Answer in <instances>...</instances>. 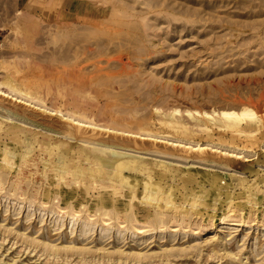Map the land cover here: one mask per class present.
<instances>
[{
  "label": "rangeland",
  "instance_id": "obj_1",
  "mask_svg": "<svg viewBox=\"0 0 264 264\" xmlns=\"http://www.w3.org/2000/svg\"><path fill=\"white\" fill-rule=\"evenodd\" d=\"M5 79L33 108L0 107L61 126L0 108V264H264V123L202 115L262 111L264 0H0ZM102 136L137 148L116 151L139 166L125 186Z\"/></svg>",
  "mask_w": 264,
  "mask_h": 264
},
{
  "label": "bare ground",
  "instance_id": "obj_2",
  "mask_svg": "<svg viewBox=\"0 0 264 264\" xmlns=\"http://www.w3.org/2000/svg\"><path fill=\"white\" fill-rule=\"evenodd\" d=\"M71 36L69 41H67L65 44H63L59 49L63 51V53L68 57V60L73 59V57H76L75 52H77V44L80 41L81 36H83V32H78V35H67ZM88 51V50H87ZM89 52V51H88ZM1 87L5 88L8 92H3L0 90V97L6 98V100H12L15 102H24L26 106H30L33 108V105L29 103V100L32 98L29 97L27 94L22 93L15 84L10 79H5L4 82L1 84ZM24 98V99H22ZM28 99V100H26ZM35 106V105H34ZM1 110L5 111L8 115L12 117H18L21 120L31 123L34 126H38L43 130L59 133L58 127L61 126V123L56 119H47V117H42L40 115H26L23 113L15 112L11 109H8L6 107H3L1 105ZM35 108V107H34ZM38 107H36L37 109ZM40 112H44L47 114H54V111L48 110L47 108H44L40 106L38 108ZM197 113V112H196ZM58 114V113H57ZM202 115L206 119L207 122L212 121L209 120L212 117L216 116L218 119L214 121V124L217 125L219 128H224L227 131L230 132H239L240 126L243 124V122L246 123V126L249 127L250 131L257 132L259 128L263 125V118H264V106L262 111H260L259 108L252 110L247 107H241L238 110L233 109H225L222 111H215L212 110L210 112H203ZM259 124L256 125V122ZM72 125H78L75 121H70ZM205 123V122H204ZM248 123V124H247ZM144 127H142L141 130H144L142 132H146L147 127H145L144 124H142ZM76 129L73 126L71 127V130ZM96 130H100L97 128ZM106 132L113 133V134H119L117 131H112L105 129ZM104 130V131H105ZM139 134V133H137ZM176 134L179 135H186V132H178L176 131ZM66 135L76 138L74 132L70 131ZM131 136V135H130ZM102 136L99 139H89V142L94 143L95 145H98L101 148L107 149L110 152L109 153H100L101 155H97L94 157V161L98 163V165L101 168L108 169V175L112 176L113 178L119 180L120 185L125 186L127 184L125 174L131 173L132 171H137L138 167L134 162H130L129 160H124V157H122L119 153L116 151H127V150H137L134 146L128 142L121 141L120 139L113 138V137H106ZM88 141V140H87ZM26 147H29V145H26ZM142 151H146L145 149L140 148ZM29 149H27V152L25 155H29ZM150 172V171H149ZM152 172V170H151ZM165 171L158 172L159 174V180L160 182L165 180ZM100 173H103V170H100ZM163 192L155 187H149L148 185L144 186V199L151 202H157L160 198H162ZM194 203H197L194 201Z\"/></svg>",
  "mask_w": 264,
  "mask_h": 264
}]
</instances>
